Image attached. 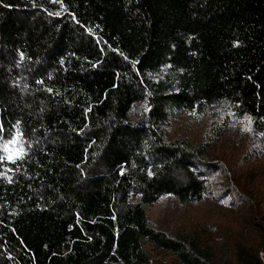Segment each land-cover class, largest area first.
Listing matches in <instances>:
<instances>
[{
  "label": "trees",
  "instance_id": "trees-1",
  "mask_svg": "<svg viewBox=\"0 0 264 264\" xmlns=\"http://www.w3.org/2000/svg\"><path fill=\"white\" fill-rule=\"evenodd\" d=\"M184 112L201 143L171 135ZM231 113L264 143V0H0V264H264L240 229L151 214L245 202Z\"/></svg>",
  "mask_w": 264,
  "mask_h": 264
},
{
  "label": "rangeland",
  "instance_id": "rangeland-1",
  "mask_svg": "<svg viewBox=\"0 0 264 264\" xmlns=\"http://www.w3.org/2000/svg\"><path fill=\"white\" fill-rule=\"evenodd\" d=\"M209 121V117L184 112L172 120L169 130L172 136H187L201 143ZM215 150L245 194V202L229 205L209 195L202 202L185 206L167 196L152 208L154 221L161 226L186 227L197 220H212L232 230H242L249 239L264 241V143L244 119L231 113L228 129ZM261 255L264 258V250Z\"/></svg>",
  "mask_w": 264,
  "mask_h": 264
},
{
  "label": "snow or ice",
  "instance_id": "snow-or-ice-1",
  "mask_svg": "<svg viewBox=\"0 0 264 264\" xmlns=\"http://www.w3.org/2000/svg\"><path fill=\"white\" fill-rule=\"evenodd\" d=\"M249 122H250V120H249Z\"/></svg>",
  "mask_w": 264,
  "mask_h": 264
}]
</instances>
